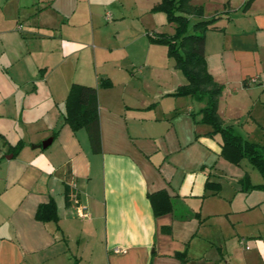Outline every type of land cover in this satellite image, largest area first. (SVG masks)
Wrapping results in <instances>:
<instances>
[{
	"label": "crops",
	"instance_id": "crops-1",
	"mask_svg": "<svg viewBox=\"0 0 264 264\" xmlns=\"http://www.w3.org/2000/svg\"><path fill=\"white\" fill-rule=\"evenodd\" d=\"M159 2L0 0V264H264V229L223 243L212 223L236 212L243 171L201 123L205 103L172 96L188 81L150 41L176 32ZM192 4L217 18L206 60L220 118L264 130V0ZM73 84L97 90L99 153L63 123ZM161 191L173 211L156 217L149 195ZM51 200L59 222L38 221Z\"/></svg>",
	"mask_w": 264,
	"mask_h": 264
},
{
	"label": "trees",
	"instance_id": "trees-1",
	"mask_svg": "<svg viewBox=\"0 0 264 264\" xmlns=\"http://www.w3.org/2000/svg\"><path fill=\"white\" fill-rule=\"evenodd\" d=\"M153 11L165 13L168 22L176 27L173 36L165 34L150 36L152 43L168 48V56L174 59L176 68L188 81L187 85L179 88L172 96H190L205 103V107L200 112L201 123L209 125L213 129V134L221 136L222 157L235 164H239L245 158L248 159L264 179V145L245 140L232 127L225 126L218 114L223 87L209 73L206 60V36L209 30L214 29L217 18L206 19L204 8L193 5L192 0H160ZM193 19L195 22L192 24ZM111 85L108 81L101 82V87L104 88ZM63 123L69 125L74 132L86 130L93 151L96 153L102 151L99 101L95 88L79 84L71 86L65 103ZM21 148L22 143H19L12 147V150L17 154ZM243 184L246 190L264 191V183L252 186L245 178ZM212 186L207 183L208 189ZM149 199L156 217L173 211V203L166 192L151 194ZM36 219L43 223H58L59 214L56 202L51 200L47 204L40 205Z\"/></svg>",
	"mask_w": 264,
	"mask_h": 264
},
{
	"label": "rangeland",
	"instance_id": "rangeland-1",
	"mask_svg": "<svg viewBox=\"0 0 264 264\" xmlns=\"http://www.w3.org/2000/svg\"><path fill=\"white\" fill-rule=\"evenodd\" d=\"M195 21L192 20V24ZM192 24H191V30H192ZM257 89L260 90L261 93L262 85H256ZM262 90V91H261ZM259 94L256 93L255 99H258ZM260 106L257 107L255 114H259ZM248 114V113H247ZM247 119V118H246ZM246 119H243L244 125L238 126L236 131L239 135H241L245 140L255 143L258 145L263 146L264 145V130H262V127H257L254 124H246ZM220 138L222 142V138L219 134H213ZM218 138V139H219ZM224 159V158H223ZM225 160V159H224ZM229 162V161H228ZM231 163V162H229ZM231 167L234 169L242 170L243 171V178L239 179L240 184V192L237 195V200L234 203L233 209H236V212L233 214V217L230 219L229 215L226 214V212L222 211L221 214L216 216L214 218V221L212 222L216 232L224 234L225 237L219 236V240L223 243H226L227 241H232L233 236H236L233 232L236 231V228L238 230L240 229H248L249 224H254V229L250 230L252 233L257 232L261 229H264V202L261 203L259 207H256L253 210H247L249 208V202L253 201L255 205H257V200L264 198V191L257 190V189H250L246 190L245 185L243 184V181L245 178L248 179L250 185H258L264 181L261 173L257 168H255L248 159H243L239 164L231 163ZM246 200H249V202H246ZM227 208H230V204H226ZM247 208V209H243ZM250 209V208H249ZM225 210V209H224ZM249 232V231H247ZM247 232H244L247 233ZM244 239H248V236L246 235ZM251 246H254L251 244ZM228 261V259H226ZM236 262H241L240 257H237Z\"/></svg>",
	"mask_w": 264,
	"mask_h": 264
},
{
	"label": "water",
	"instance_id": "water-1",
	"mask_svg": "<svg viewBox=\"0 0 264 264\" xmlns=\"http://www.w3.org/2000/svg\"><path fill=\"white\" fill-rule=\"evenodd\" d=\"M52 143V139H49L48 141L44 142L41 146L43 149H46L50 144Z\"/></svg>",
	"mask_w": 264,
	"mask_h": 264
},
{
	"label": "built area",
	"instance_id": "built-area-1",
	"mask_svg": "<svg viewBox=\"0 0 264 264\" xmlns=\"http://www.w3.org/2000/svg\"><path fill=\"white\" fill-rule=\"evenodd\" d=\"M252 82L255 83V82H257V80L256 79H253ZM82 217L83 218H87L88 217V214L87 213H84V214H82Z\"/></svg>",
	"mask_w": 264,
	"mask_h": 264
}]
</instances>
